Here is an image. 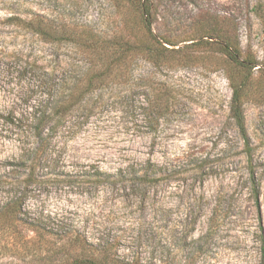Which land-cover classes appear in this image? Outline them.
Wrapping results in <instances>:
<instances>
[{"label":"rangeland","instance_id":"374dc122","mask_svg":"<svg viewBox=\"0 0 264 264\" xmlns=\"http://www.w3.org/2000/svg\"><path fill=\"white\" fill-rule=\"evenodd\" d=\"M11 14L71 18L107 35L126 19L142 33L131 0H0V113L29 110L22 101L27 80L2 74L3 63L20 54L41 62L76 57L66 42L55 47L9 20ZM221 23L237 30L241 52L258 61L241 99L249 150L229 113L227 75L236 80L241 74L214 35L171 66L140 56L135 74L170 89L166 112L148 118L139 106L141 95H135L134 106L108 95L93 102L84 123L80 119L74 132L55 137L56 167L35 170L25 208L82 228L138 264H258L264 237V0H152L150 28L157 39L183 46L200 34L217 33ZM15 138L0 130V174L17 163ZM248 156L258 173V201L246 182ZM147 161L163 174L145 201L109 184L114 178L89 175ZM22 255L2 248L0 264H52L61 258Z\"/></svg>","mask_w":264,"mask_h":264},{"label":"trees","instance_id":"16d2710c","mask_svg":"<svg viewBox=\"0 0 264 264\" xmlns=\"http://www.w3.org/2000/svg\"><path fill=\"white\" fill-rule=\"evenodd\" d=\"M131 3L139 10L138 30L142 31L141 34H138L136 24L129 26L126 19H122L117 33L107 35L71 18L49 19L41 14L32 18H25L23 14L8 16L9 20L16 21L55 47L66 42L67 48L76 55L50 58L47 63L20 54L3 63L1 69L6 76L27 80L28 86L24 92L26 98L22 101L29 110L17 112L10 109L0 113V130L13 134L19 148L17 163L0 174V249L8 250L11 255L23 254V258L29 260L41 256L50 260L53 255L61 254V258L52 264H138L132 258L114 253L111 243L93 238L82 228L38 210L30 211L25 208V203L29 187L37 182L35 170H53L56 167V154L51 150L55 137L63 130L74 132L80 125V119L84 123L90 116L93 102L108 95L119 98L125 106H134L135 95H141L139 106H143L148 118L155 115L158 119L166 112L171 98L170 89L150 75L135 74L136 60L140 56L155 65L171 66L186 60L182 59L186 49L206 44L210 42L207 39L215 35L227 62L241 74L236 80L231 74L227 75L232 88L229 113L246 151L249 150L241 99L258 61L241 52L237 30L221 23L217 33L200 34L197 39L190 38L189 43L180 46L166 38L157 39L151 31L152 0H131ZM246 160V182L253 198L258 201V173L251 157ZM154 167L156 164L147 161L126 164L116 173L96 169L89 175L92 178H114L108 180L109 184L119 185L120 190L129 191L130 195L139 194L137 199L145 201L149 197L150 185L163 174L160 168ZM259 251L258 264H264L262 234Z\"/></svg>","mask_w":264,"mask_h":264}]
</instances>
